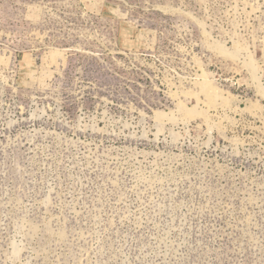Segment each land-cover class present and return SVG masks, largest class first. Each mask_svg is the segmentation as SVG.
I'll return each mask as SVG.
<instances>
[{"label": "rangeland", "instance_id": "1", "mask_svg": "<svg viewBox=\"0 0 264 264\" xmlns=\"http://www.w3.org/2000/svg\"><path fill=\"white\" fill-rule=\"evenodd\" d=\"M262 89L264 0H0V264H264Z\"/></svg>", "mask_w": 264, "mask_h": 264}, {"label": "bare ground", "instance_id": "2", "mask_svg": "<svg viewBox=\"0 0 264 264\" xmlns=\"http://www.w3.org/2000/svg\"><path fill=\"white\" fill-rule=\"evenodd\" d=\"M207 31V30H206ZM220 49V48H219ZM223 49V48H222ZM221 50V49H220ZM224 54H228V55H231L229 52L225 51L224 49ZM205 87H204V90L206 91L207 95L214 99L215 97H218V92H217V89L215 87H213L212 83L210 81H205ZM203 87V86H202ZM201 87V88H202ZM261 88V87H260ZM262 92L264 94V89H262ZM162 115V114H161Z\"/></svg>", "mask_w": 264, "mask_h": 264}]
</instances>
